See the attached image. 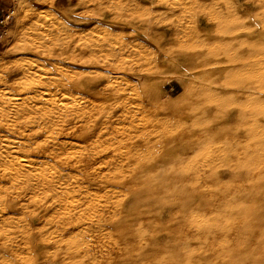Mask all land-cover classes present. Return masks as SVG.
<instances>
[{"label":"clouds","instance_id":"obj_1","mask_svg":"<svg viewBox=\"0 0 264 264\" xmlns=\"http://www.w3.org/2000/svg\"><path fill=\"white\" fill-rule=\"evenodd\" d=\"M4 136L0 264H264V0H0Z\"/></svg>","mask_w":264,"mask_h":264},{"label":"rangeland","instance_id":"obj_2","mask_svg":"<svg viewBox=\"0 0 264 264\" xmlns=\"http://www.w3.org/2000/svg\"><path fill=\"white\" fill-rule=\"evenodd\" d=\"M34 55V56H33ZM37 54L36 53H33L32 54V57H35ZM41 71H44V69L42 68ZM67 99V98H66ZM11 138V139H9ZM9 138H3L2 139V142H0V148H3L5 149L6 147L10 146V147H15V145L20 142V138L16 137V136H9ZM7 139L9 141V144L8 142L5 140ZM21 159H23L25 162L29 163L28 161V158L27 157H24L22 156ZM35 161H36V156L35 154H32V161H31V166H35Z\"/></svg>","mask_w":264,"mask_h":264},{"label":"bare ground","instance_id":"obj_3","mask_svg":"<svg viewBox=\"0 0 264 264\" xmlns=\"http://www.w3.org/2000/svg\"><path fill=\"white\" fill-rule=\"evenodd\" d=\"M33 56H34V55H33ZM17 98H18V97H17ZM3 138H7V139H8L9 136H4ZM7 139H5V140H6V141L8 142V144H9V141H8ZM9 139H11V138H9ZM18 143H20V142H18ZM18 143H17V144H18ZM12 148H13V147L8 146V147H6L5 149L11 151ZM17 154L20 155L21 157H22V156L27 157L24 153L17 152ZM31 155H32V154H31ZM27 158H28V157H27ZM29 166H30V167H33V166H31V162H29Z\"/></svg>","mask_w":264,"mask_h":264}]
</instances>
